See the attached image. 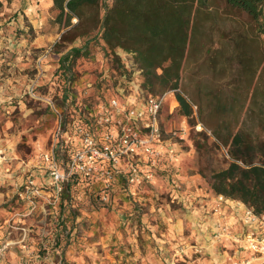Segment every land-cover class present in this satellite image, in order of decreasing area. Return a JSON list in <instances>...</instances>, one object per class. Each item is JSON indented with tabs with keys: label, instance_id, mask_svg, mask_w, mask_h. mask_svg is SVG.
Returning <instances> with one entry per match:
<instances>
[{
	"label": "rangeland",
	"instance_id": "rangeland-1",
	"mask_svg": "<svg viewBox=\"0 0 264 264\" xmlns=\"http://www.w3.org/2000/svg\"><path fill=\"white\" fill-rule=\"evenodd\" d=\"M5 3L2 0L0 9ZM55 14L52 7L46 22H39L37 27H13L10 41L5 35L0 42V193L4 196L0 207L9 212L10 220H23L31 214L37 219L40 205L58 208L54 212L58 221L51 219L62 229L57 225L43 238L54 236L61 240L64 253H69L68 264H110L113 258L118 264H140L128 258L133 253L129 247L112 244L116 232L125 230L122 221L136 220V209L151 208L152 204L155 208L168 204L175 210L181 209V202L170 196L172 190L181 189L179 176L196 174L211 189L199 170L208 175L210 169L224 165L226 146L213 130L219 129L223 134L234 129L237 106L231 108L228 102L226 110L218 111L210 92L220 90L216 94L225 102L233 97L224 86L228 74L220 72L221 64L212 67L204 50H196L185 58L177 90L192 100L193 113L187 117L179 110L176 91L153 94L142 87L141 71L129 69L133 64L139 68L132 54L120 48L115 49L123 64L120 70L115 68L112 54L102 41L89 43L86 54L78 57L70 68L63 67L62 56L71 47L83 48L89 38L78 37L72 42L60 39L69 27L55 22ZM235 20L224 19L217 27L229 30L236 25ZM75 22L72 18L71 23ZM9 26L6 25L7 30L12 27ZM210 33L216 40L217 31ZM209 39L208 35L201 37L203 42ZM164 93L157 117L159 141L152 142L153 147L161 149L159 156L140 150L138 154H120L117 162L99 160L96 171L89 175L71 173L59 184L53 182L42 159L44 152H52L58 167L67 174L68 161L80 145L78 128L89 130L98 144L105 141L106 134L111 135L112 144L117 142L123 125H132L145 137L142 123L127 118L128 104L134 98L140 103L148 95ZM112 98L118 99L117 107L110 105ZM243 116L244 110L239 124ZM244 127L254 133L261 131L257 120L251 118ZM200 131H205L207 138L204 147L197 150L195 143ZM133 167L138 179L130 181ZM102 171H108L110 177H105ZM29 179L36 192L21 195ZM139 195H144L141 201L137 199ZM220 217L215 221V235L229 238L233 235L232 227ZM217 224L228 226V231L221 232ZM123 235L126 236L125 231ZM239 244L240 241L233 240L224 248L225 264L251 257L250 251ZM254 263L260 264V260Z\"/></svg>",
	"mask_w": 264,
	"mask_h": 264
},
{
	"label": "trees",
	"instance_id": "trees-1",
	"mask_svg": "<svg viewBox=\"0 0 264 264\" xmlns=\"http://www.w3.org/2000/svg\"><path fill=\"white\" fill-rule=\"evenodd\" d=\"M52 1L54 21L69 27L60 39L89 38L83 48L71 47L62 56L63 67L70 68L86 54L89 43L102 41L120 70L123 64L115 53L120 48L132 54L141 70L142 87L153 94L176 91L179 110L187 117L193 113L192 100L177 90L185 58L204 50L212 67L221 64L220 72L228 74L224 86L233 97L225 102L216 94L220 90L210 94L218 111L226 110L228 102L231 108L237 106L234 129L223 134L213 130L226 146L227 157L223 166L210 169L208 175L199 171L215 194L240 201L256 215L264 214V0ZM72 18L75 23H71ZM224 19L238 21L229 30L220 29L219 21ZM212 31H217L216 40ZM203 35L210 36L209 41L203 42ZM248 118L257 120L261 131L245 129ZM197 135L195 146L200 150L207 134L200 131Z\"/></svg>",
	"mask_w": 264,
	"mask_h": 264
},
{
	"label": "crops",
	"instance_id": "crops-1",
	"mask_svg": "<svg viewBox=\"0 0 264 264\" xmlns=\"http://www.w3.org/2000/svg\"><path fill=\"white\" fill-rule=\"evenodd\" d=\"M52 6V0H11L5 3L4 8L0 9V42L5 35L9 36L7 40L10 41L13 27L26 28L28 25L37 27L39 22H46ZM6 25L12 27L7 30ZM39 41L43 42V40ZM9 45L13 46V44ZM23 50L25 51V48ZM179 177L181 189L172 190L173 193L170 196L181 202V209L175 210L168 204H164V208L161 206L155 208L152 204L151 208L136 209V220L133 223L128 220L122 221L123 229H125L122 232L125 231L126 236L116 232L112 244L126 245V249L129 247L133 253L129 254L128 258L140 264H147V261L149 264H175L179 261L185 264H225L227 251L224 248L233 243L232 236L239 238V245L246 248L242 238L246 233L254 232L257 226L245 220L243 214L246 207L240 201L230 200L213 193L197 178L196 174ZM40 192L44 193L43 190ZM1 195L0 193V199L4 197ZM143 197L144 195H139L137 199L141 201ZM216 207L218 210L214 211ZM124 208L123 206L119 210L122 211ZM57 209L55 206L46 209L40 205L37 208L39 213L37 219H34V215L31 214L30 218L10 220L7 218L9 212L0 207V238L6 239L7 225L13 223L26 228V239L29 246L34 249L40 248L36 242L32 241L43 238L48 230L57 228L59 224L51 219L54 217L58 221L57 216L54 215ZM57 214L59 216L60 211ZM218 216H221L220 219L232 227L231 237L215 235L217 233L215 221L219 218ZM58 228L62 229V225ZM11 237L12 242L5 251L3 264H18L19 253L22 249V244L19 243L21 233L15 232ZM63 250V244L57 238L52 257L54 260L68 264V261H71L69 253L65 254ZM112 260L114 262L110 264H118L115 258Z\"/></svg>",
	"mask_w": 264,
	"mask_h": 264
},
{
	"label": "built area",
	"instance_id": "built-area-1",
	"mask_svg": "<svg viewBox=\"0 0 264 264\" xmlns=\"http://www.w3.org/2000/svg\"><path fill=\"white\" fill-rule=\"evenodd\" d=\"M133 64V63H132ZM130 70H136L139 73L141 70L135 68L133 64ZM166 93L162 95H148L142 98L140 103L136 102V98L129 102L126 109V116L128 119L134 122H141L142 128L146 131V136L142 137L137 132L139 129L134 128L132 125H123L120 127L119 140L112 144L111 135L106 134L101 144H98L96 139L86 128H78V134L80 138V145L76 148L71 158L68 161V172L65 174L61 170L55 160L52 152H44L42 159L46 163L48 174L52 178L55 184L62 182L71 173H78L83 175H89L96 171L95 165L99 160L106 158L108 161L117 162L120 154L135 153L138 154V150L145 154L152 156H159L161 149L159 147H153L152 142L159 141V130L157 125L158 112L164 102ZM110 105L117 107L119 101L116 98L110 100ZM194 107V106H193ZM101 174L109 178L108 171H102ZM138 179V173L135 167L130 172V181ZM59 189V187H58ZM57 189V193L58 190ZM36 192L33 190V181L27 180L25 184V190L21 193L28 194L29 192ZM32 203V201H30ZM34 208L31 206L30 211ZM218 207L214 209L217 211ZM244 218L247 222L257 226L254 232H248L242 238L251 253V257L241 259L240 262L235 264H254V260H260V264H264V214L256 215L249 209L244 210ZM221 232H227L228 226L217 224ZM15 232L21 233L19 243L22 244V249L19 253L18 264H65L60 260H54L52 257V251L57 245V238L52 236L45 240L44 238H38L32 242H36L40 246L38 249H34L28 244L26 239V228L17 226L13 223H8L5 230L6 239L0 238V264L4 262V254L7 247L12 242V234ZM235 242H239V238H233Z\"/></svg>",
	"mask_w": 264,
	"mask_h": 264
}]
</instances>
